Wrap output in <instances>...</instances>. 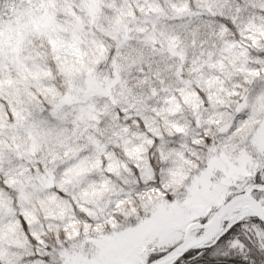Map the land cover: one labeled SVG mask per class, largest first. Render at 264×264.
<instances>
[{"label": "snow or ice", "instance_id": "snow-or-ice-1", "mask_svg": "<svg viewBox=\"0 0 264 264\" xmlns=\"http://www.w3.org/2000/svg\"><path fill=\"white\" fill-rule=\"evenodd\" d=\"M0 264H264V0H0Z\"/></svg>", "mask_w": 264, "mask_h": 264}]
</instances>
